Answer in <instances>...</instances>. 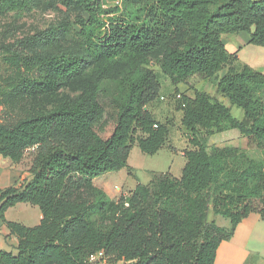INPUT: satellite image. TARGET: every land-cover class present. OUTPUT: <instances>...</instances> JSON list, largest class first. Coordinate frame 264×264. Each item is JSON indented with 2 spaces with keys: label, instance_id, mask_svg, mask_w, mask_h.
I'll return each instance as SVG.
<instances>
[{
  "label": "trees",
  "instance_id": "trees-1",
  "mask_svg": "<svg viewBox=\"0 0 264 264\" xmlns=\"http://www.w3.org/2000/svg\"><path fill=\"white\" fill-rule=\"evenodd\" d=\"M53 1L77 15L0 45V105L15 116L0 122V157L17 165L31 151L29 180L0 191V222L17 241L15 255L0 250V264H91L97 253L113 264H214L219 245L243 219L254 213L264 221V75L235 68L237 55L221 40L246 33L248 45L264 48V0H127L115 11L99 0ZM37 4L0 0V16H22ZM157 51L190 147L178 179L153 173L147 185L112 201L93 180L123 169L133 177L127 165L133 146L153 156L168 143V125L149 111L161 101L149 61ZM123 57L130 70L111 79L109 65ZM87 69L92 85L73 103L42 108L41 97ZM195 76L214 84L243 119L205 92L180 95L177 86ZM109 81L111 94L102 98ZM107 115L114 127L102 138L95 125ZM230 130L263 158L207 145ZM16 204L38 207L39 224L6 221ZM209 211L229 227L209 221Z\"/></svg>",
  "mask_w": 264,
  "mask_h": 264
},
{
  "label": "rangeland",
  "instance_id": "rangeland-1",
  "mask_svg": "<svg viewBox=\"0 0 264 264\" xmlns=\"http://www.w3.org/2000/svg\"><path fill=\"white\" fill-rule=\"evenodd\" d=\"M127 0H99V3L102 9L106 11L111 10H121L122 7L125 5ZM76 10L67 11L62 6L58 5L56 1L53 0H38V4L36 8L28 14L22 16H16L13 13L1 15L0 16V45L12 43L16 40L23 39L27 36H30L38 31L44 30L51 25H56L62 21L64 18H70L71 20L75 15H77ZM111 16V15H107ZM105 16V17H107ZM222 38L228 43H232V45L236 48V50H240L238 53V61L234 64L235 68H239L241 65H247L250 68L254 69L255 71L264 75V48L254 46V45H246V42L249 38L248 34L246 33H239V34H229L223 35ZM228 49L230 47L226 45ZM160 51H157L154 54L153 58H150V68L157 74L160 82V93L159 97H163L165 101H159V103H169L170 100L174 98V94L169 86V81L167 78L159 74L158 66L156 65L157 60L160 55ZM130 60L126 57L119 58L111 65H109V75L111 79H118L121 74L127 73L130 70ZM222 74V73H221ZM93 72L91 69L85 70V72L78 78H75L68 82L64 88H62L59 92L53 95H49L47 97H41L38 101L42 103V108L44 110L51 109L53 107L59 106L60 104H71L73 103L84 91L89 89L92 85L93 80ZM200 81H202L199 77H191L187 79L185 84L186 87L191 89L195 88L196 85H200ZM212 81V80H210ZM214 81V80H213ZM211 83V82H210ZM112 82H103L101 85V97L107 98L111 94L113 89ZM195 90V89H193ZM193 92V91H192ZM179 93V92H178ZM180 94V93H179ZM172 95V96H171ZM181 95V94H180ZM171 96V97H170ZM178 102V101H176ZM227 100L224 101L225 106L231 108V116L234 119L241 121L243 119V112L228 104ZM37 105H34L36 108ZM25 108H31V102L28 101L25 104ZM15 116L11 113H8L5 110L3 105H0V122L10 121ZM114 127V123L111 118L107 115L102 118L97 124L95 125V131L97 134L102 137L106 138L109 133L112 132ZM175 127V125H174ZM177 128V127H175ZM179 128V126H178ZM172 135L169 134V141L168 145L171 146L168 150H162L159 154H155L153 156H148L143 154L139 148L135 145L132 147L131 152V163L135 164L136 168H148L149 165L154 167L156 164L160 163V168L163 166H171L172 173L177 175L179 174L180 166L184 164V159L180 156L181 144L179 142L180 136L178 135V130L172 128ZM175 130V131H173ZM182 138L185 140L184 135ZM186 143V141H185ZM167 145V148H168ZM207 145L210 147L215 145L219 148L223 147H231L234 149L239 150H246L245 154L248 158L261 160L263 155L261 152L256 150L253 147H247L245 144L244 139L240 136L238 131L230 130L220 134H215L212 137L207 138ZM173 149L176 152H173ZM170 150V151H169ZM31 151L28 152L21 163L14 165L10 164V166L18 169L21 173L22 182L19 185H22L24 182L29 180V167L31 161ZM150 168V167H149ZM172 176V175H171ZM121 177L116 172L106 173L96 179L93 180V185L96 188L101 189L106 193V195L112 200L117 201L120 195L126 194V196L130 192H124L122 190H115L114 191V178ZM136 179L134 176L128 180L127 184L125 185L126 190H130L131 184L134 183ZM143 180V176H142ZM17 186V185H15ZM83 197H86V192L84 189L80 191ZM213 217H216V224L219 227H227L228 221L222 219L221 217L214 216L213 213L209 212V220H212ZM10 251L9 248H4V251ZM93 262L95 264H113L112 259H108L103 256L102 253H98L93 257ZM116 264H124L123 262H117Z\"/></svg>",
  "mask_w": 264,
  "mask_h": 264
},
{
  "label": "crops",
  "instance_id": "crops-1",
  "mask_svg": "<svg viewBox=\"0 0 264 264\" xmlns=\"http://www.w3.org/2000/svg\"><path fill=\"white\" fill-rule=\"evenodd\" d=\"M222 36H221V40L224 43L227 52L230 54L236 53L238 55L240 50L239 49L236 50V48L232 45V43L228 44L222 38ZM247 42L246 45H248ZM226 45H228L230 49H228ZM221 75L222 74L220 73L218 76L220 77ZM200 83H201L200 85H196L195 88L193 89L199 92H205L209 94L211 97H215L218 101L222 102L223 104L224 101L227 100L226 98H223L220 95L216 94V89L214 84L210 83L209 81H200ZM169 86L173 92V87L171 86L170 82H169ZM186 86H187L186 84L178 85L177 86L178 92L188 97H192L193 89ZM149 111L152 114L155 121L160 123H166L168 125L169 134L172 135V130H171L172 128L178 130V135L180 136L179 142L183 144L181 145L180 156L182 157V159H184L182 152L190 147L188 143L189 138L187 137V135L185 134L184 130L181 127L180 124L181 112L176 110L174 100H170V102L166 104L159 103V101H156L149 107ZM174 125L177 128H175ZM183 135L185 140L182 138ZM168 141H169V135H168ZM167 145L168 143L162 149H160L156 153V155L159 154V152L162 151L163 149L168 150L170 148L171 150V146L168 145L167 148ZM173 152H176V150L173 149ZM130 155L131 152L127 160V165L132 170V174L136 179L135 180L133 179L134 183L131 184L130 190H126L125 185L130 179V176H128L127 171L125 169L116 172L121 177L114 178V191L122 190L124 192H131L134 190L137 183H140L142 185H147L150 182L151 174L153 173L154 174L169 173L170 175H172V177L178 179L181 175V170L184 166V164L183 166L182 165L180 166L179 168L180 170H178L179 174L177 175L172 173L171 166H169V164L168 166H163L162 168L159 167L160 163L156 164L154 167H151V165H149L148 168H136L135 164H132L130 161L131 160ZM10 164L11 162L8 159H3L2 157H0V191L15 185L19 186L20 182H22L21 173L18 171V169H15L14 167L10 166ZM142 176H143V180H142ZM122 195H126V194H122ZM4 216L6 221L19 223L26 227L37 226L41 219V214L38 207L30 206L29 204H16L12 208H9L5 212ZM215 219L216 217H213L212 220H209V213H208L209 221H215L216 223L217 221ZM228 227H229V222L227 227H222V228H228ZM16 245H17L16 239L13 236L9 235L7 228L0 222V250L4 251V248H8V249L10 248L11 250L10 251L7 250L6 252H11L13 255H15ZM214 264H264V221L260 218L259 215L254 213L250 214L247 218L243 219L237 225L236 229L234 230V234L232 238L228 241L222 242L219 245L216 251Z\"/></svg>",
  "mask_w": 264,
  "mask_h": 264
},
{
  "label": "built area",
  "instance_id": "built-area-1",
  "mask_svg": "<svg viewBox=\"0 0 264 264\" xmlns=\"http://www.w3.org/2000/svg\"><path fill=\"white\" fill-rule=\"evenodd\" d=\"M179 98H180L179 95H176V96H175V99H179ZM160 100H161V101H165V99H164L163 97H161ZM154 127H155V126H154ZM97 254H98V253H97ZM94 256H95V255H94ZM94 256H93V257H94ZM93 257L90 259V263H91V264H95V263L93 262Z\"/></svg>",
  "mask_w": 264,
  "mask_h": 264
}]
</instances>
